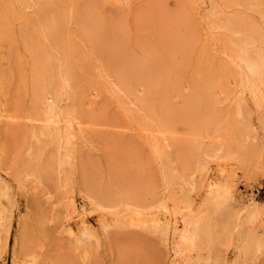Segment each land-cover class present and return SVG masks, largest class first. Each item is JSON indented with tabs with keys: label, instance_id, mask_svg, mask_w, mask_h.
Masks as SVG:
<instances>
[{
	"label": "rangeland",
	"instance_id": "374dc122",
	"mask_svg": "<svg viewBox=\"0 0 264 264\" xmlns=\"http://www.w3.org/2000/svg\"><path fill=\"white\" fill-rule=\"evenodd\" d=\"M241 14L264 27V0H0V264H171L151 225L114 217L127 198L142 209L161 201L166 165L190 181L207 161L206 178L231 180L234 200L264 203V172L247 170L260 161L256 117L247 100L237 113L223 76ZM61 74L64 152L44 120L49 103L34 104ZM139 118L161 124L162 159ZM236 207H215L200 258L176 264H264V248L240 255L261 231H247Z\"/></svg>",
	"mask_w": 264,
	"mask_h": 264
},
{
	"label": "bare ground",
	"instance_id": "6f19581e",
	"mask_svg": "<svg viewBox=\"0 0 264 264\" xmlns=\"http://www.w3.org/2000/svg\"><path fill=\"white\" fill-rule=\"evenodd\" d=\"M242 15H238L237 21L229 24L230 33L224 39L226 43L222 45L221 53L226 60L223 76L229 80L227 86H235L234 91L238 96L237 113L246 112L247 100L256 117L258 133L255 138L256 152L260 161L259 166H251L247 169L254 177L264 172V27L255 24L250 16L243 18ZM66 86L64 74L57 79L53 76L52 81L43 87L39 95H35L34 100V104L37 105L43 102L49 103L45 109L44 120L49 126V133L58 151L63 152L71 137L68 133L71 127L69 114L58 107L60 96ZM204 93L209 98L212 90H205ZM2 114L3 112L0 111V121ZM145 118H139L137 124L149 140V146L159 159H162V144L156 137L162 134L161 124L156 120ZM62 156V165H64L67 154L63 153ZM222 158L230 159L231 155L226 151L223 152ZM197 163V177L190 181L176 178L175 171H172L168 165L164 166L162 179L165 193L162 200L154 203V206L149 205L142 209L133 206L131 204L133 200L127 198V205L122 203L116 207L117 211L114 213L116 223L127 221L133 227H139L145 222L151 225L150 229L166 243V254L170 257L171 264H176L177 261H189L193 254H196V258H200L204 237L207 234L204 225L209 215L214 212L215 207L221 208L233 201L238 211L243 213L242 218L238 220L241 225L247 227L248 231L249 226L257 223L261 231V235L256 233L248 235L241 244L240 255L244 258L251 257L256 251L264 248V203L258 205L252 199L237 202L233 199L231 180L223 186L212 183L204 175L207 161H197ZM224 172L222 169L221 175ZM201 191H205L207 197L201 206H197L196 199ZM153 209L156 212L153 213ZM73 211L78 213L75 209ZM78 216L81 224L85 225L82 212ZM81 235L87 233L83 232ZM205 242L206 247L209 246L210 253L209 248L212 243H207L206 239Z\"/></svg>",
	"mask_w": 264,
	"mask_h": 264
}]
</instances>
